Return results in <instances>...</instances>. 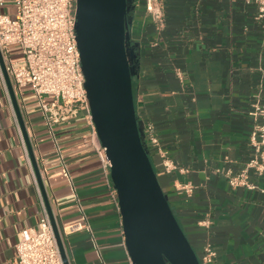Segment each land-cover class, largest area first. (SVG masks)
<instances>
[{
  "label": "crops",
  "instance_id": "0c3cea01",
  "mask_svg": "<svg viewBox=\"0 0 264 264\" xmlns=\"http://www.w3.org/2000/svg\"><path fill=\"white\" fill-rule=\"evenodd\" d=\"M256 1L160 0L164 25L157 29L144 2L136 0L130 29L138 43L137 118L144 133L154 127L166 153L162 159L151 151L159 183L198 257L207 243L213 245V264H264V175L249 173L254 190L232 187L228 175H238L254 157L250 113L257 96H264V20ZM14 11L12 2L0 4V14ZM12 85L59 229L82 221L75 194L92 229L94 239L87 231L62 235L68 263L133 264L117 192L92 143L87 114L55 127L61 158L45 123L34 125L24 93ZM45 211L0 79V264H13L21 232L39 230Z\"/></svg>",
  "mask_w": 264,
  "mask_h": 264
},
{
  "label": "water",
  "instance_id": "95a60500",
  "mask_svg": "<svg viewBox=\"0 0 264 264\" xmlns=\"http://www.w3.org/2000/svg\"><path fill=\"white\" fill-rule=\"evenodd\" d=\"M136 0H77L76 35L92 121L111 163L127 252L133 264H200L163 191L143 123L137 118L133 78L138 43L133 42ZM0 65L37 175L60 249L69 264L0 52Z\"/></svg>",
  "mask_w": 264,
  "mask_h": 264
},
{
  "label": "built area",
  "instance_id": "2783aa9c",
  "mask_svg": "<svg viewBox=\"0 0 264 264\" xmlns=\"http://www.w3.org/2000/svg\"><path fill=\"white\" fill-rule=\"evenodd\" d=\"M5 1L12 2L15 7L14 16L0 14V52L11 81L19 93L29 88L38 100L47 130L61 158L55 127L77 119L84 111L92 127V143L104 172L111 179V163L105 148L99 142L84 87L85 77L76 35L77 0H0V4ZM142 1L148 16L157 29H161L164 25V12L160 0ZM256 2L258 18L264 20V0ZM13 46L20 48L22 58L17 62L11 55ZM0 79L4 82L1 65ZM44 97H49L52 101L46 103ZM252 107L250 115L255 124L249 144L254 157L238 175L228 173L232 187H246L250 190L256 189V186L248 182L249 173L254 171L258 176L264 175V96L258 95ZM145 139L149 150H155L165 159L166 153L161 149L152 125L146 127ZM164 167L167 171L172 168L167 161H164ZM75 196L82 213V221L63 227L61 234L69 237L87 231L94 239L80 199L76 194ZM215 258L213 245L207 243L199 257L200 264H213ZM13 264H63L46 211L40 220L39 230L24 229L21 232Z\"/></svg>",
  "mask_w": 264,
  "mask_h": 264
},
{
  "label": "rangeland",
  "instance_id": "374dc122",
  "mask_svg": "<svg viewBox=\"0 0 264 264\" xmlns=\"http://www.w3.org/2000/svg\"><path fill=\"white\" fill-rule=\"evenodd\" d=\"M13 14H15V11L13 12ZM11 55L13 57V60L16 62L22 58L20 55V48L18 46L11 47ZM22 92L24 93V99L26 101L31 120L33 121L34 125L42 126L45 122L42 120V111L40 110L38 100L29 88L24 89ZM51 101L52 100L49 97H44V102L50 103Z\"/></svg>",
  "mask_w": 264,
  "mask_h": 264
},
{
  "label": "trees",
  "instance_id": "16d2710c",
  "mask_svg": "<svg viewBox=\"0 0 264 264\" xmlns=\"http://www.w3.org/2000/svg\"><path fill=\"white\" fill-rule=\"evenodd\" d=\"M151 152V151H150Z\"/></svg>",
  "mask_w": 264,
  "mask_h": 264
}]
</instances>
